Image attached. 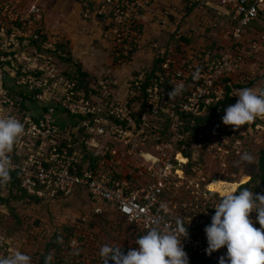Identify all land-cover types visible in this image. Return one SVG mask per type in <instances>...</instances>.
Here are the masks:
<instances>
[{
  "label": "built area",
  "instance_id": "2783aa9c",
  "mask_svg": "<svg viewBox=\"0 0 264 264\" xmlns=\"http://www.w3.org/2000/svg\"><path fill=\"white\" fill-rule=\"evenodd\" d=\"M41 1L26 4L20 0H0V117H14L25 127L9 154L11 178L18 174L28 198L46 205L71 197L79 188L86 189L95 205L93 216L105 215L103 206H108L126 218L138 237L153 227L156 219L175 228L177 219L182 218L188 226L183 244L190 264H194L192 259L196 256L219 263L227 248L209 256L205 230H194L212 222L214 207L220 200L211 199V193L223 197L210 189L220 180L199 159L203 151L198 148L204 146L210 151L208 144H224L227 134L234 137L233 143L241 155L249 133L242 127L237 131L234 126L224 125L220 107L208 125L209 134L206 128L199 131L198 136L206 140L185 144L191 131H184L186 124L181 115L199 119L224 100L238 101V90L250 88L253 73L248 70L259 69L263 62L264 0H181L188 9L217 13L208 27L217 32L221 42L215 51L204 47L187 54L182 46L154 44L155 64L161 62L160 69L156 71L154 65L149 76L154 70L155 73L148 84L145 69L139 77L130 79L125 100L116 94L114 81L109 78L88 92L62 71L58 48L65 38L49 30ZM79 1L83 20L106 25L103 37L113 44L115 63L119 67L134 65L147 42L142 18L150 10L151 1ZM171 13L168 10L165 16ZM220 17L229 18L228 29L219 27ZM258 25L263 31L257 29ZM197 70L199 79L194 78ZM181 83L185 85L184 92L170 98L173 87ZM132 100L136 102L133 108L129 105ZM144 104L142 119L147 126L155 124L163 130L162 112L174 120L170 139L158 143L159 137L156 138L151 153L145 151L149 140L146 129L140 128L136 118ZM63 117L68 120L65 126L61 123ZM249 125L253 130V122ZM255 126L256 131H264V123L257 122ZM74 127L81 131L80 138L74 136ZM133 157L143 161L136 172L146 175L145 184L135 183L137 176L124 172L128 165L131 171ZM4 209L5 205L0 203V213ZM251 215L255 219L257 213ZM81 220L73 226V232H45L36 243L35 255L44 254L41 244L51 245L52 236L57 235V246L67 258L62 259L51 248L53 264H104L100 252L74 254L84 239L96 238L87 229L90 218ZM255 226L259 228L258 223ZM9 241L1 240V250L16 252ZM120 247L123 251L125 246Z\"/></svg>",
  "mask_w": 264,
  "mask_h": 264
},
{
  "label": "rangeland",
  "instance_id": "374dc122",
  "mask_svg": "<svg viewBox=\"0 0 264 264\" xmlns=\"http://www.w3.org/2000/svg\"><path fill=\"white\" fill-rule=\"evenodd\" d=\"M19 1V0H15ZM23 3L32 2L33 0H20ZM152 6V5H151ZM217 6V5H216ZM218 10H221L222 12H226L225 9L220 8L219 5L217 6ZM151 8V7H150ZM184 11L190 14L192 12L191 9H186L184 4ZM194 11V10H193ZM212 10H207L206 12H202L203 17H205V20H208L204 22L205 31L202 32L199 31L200 28H202L201 23L203 21H198V24H196L198 27L194 28L195 21L197 20H186L187 15L183 17V20L180 23V29L186 27L187 24L191 23V26L193 29L198 33L199 37L196 36L197 40L192 43V39H190L189 33H181L180 31L177 33V38H171L168 39L167 36H165L162 40L160 37H152V39H149V43L147 45V48L144 50H148L149 52L153 54V57H151L149 60L146 59V67L143 69L147 70V76H149V73L154 68L155 65V51L156 50L153 46L154 44L157 45H163L164 47L167 46H177L178 40H182L183 43L186 45H199L207 43H214V41L211 39V37H215L217 39V32L214 30H210L208 27L209 22L215 21L216 17L218 15L213 16L210 12ZM181 13L184 12H179ZM218 24L220 28H227L230 27L229 18H219ZM93 24V23H92ZM99 26H102V43L107 46V53L111 57L112 60H114L113 55V47L112 43L109 42L107 39L103 37V32L106 30V25L100 23ZM192 29V30H193ZM194 35V31H192ZM178 37H181L178 39ZM195 38V37H194ZM253 38V37H252ZM101 39V40H102ZM159 39L161 40L159 42ZM219 40V37H218ZM96 41V40H95ZM151 41V43H150ZM177 41V42H175ZM189 41V42H187ZM69 42L64 39V44L59 46L58 51L63 55V60L61 61V69L63 72H66L67 74H71L72 77L75 78V71L78 65L74 63V59L70 56V46H68ZM169 44V45H168ZM109 46V48H108ZM61 47H65V52H61ZM199 48V47H198ZM142 49V51H143ZM152 50V51H151ZM183 52L189 53L186 50H183ZM67 53V54H66ZM58 57H60V55ZM185 54V53H184ZM60 59V58H59ZM67 60H71L72 62H68ZM263 60L262 63L259 65L258 68H250L248 71L253 73V89H264V54L261 59ZM138 62V60H136ZM159 62V61H158ZM157 63V62H156ZM116 66H119V64H116ZM156 67V66H155ZM142 69V68H141ZM137 69H132V78L139 77L140 71H135ZM248 71L246 74H248ZM68 74V75H69ZM70 76V75H69ZM109 75H105L104 79H107ZM110 79V78H109ZM80 83V81H78ZM89 89L91 90L92 87L99 86V78L95 77L92 80H89ZM93 82V83H91ZM251 82V83H252ZM81 85V84H80ZM129 85V84H128ZM82 86V85H81ZM88 88V86L86 87ZM129 88V86H128ZM92 91V90H91ZM119 97H121L122 93H118ZM125 100V98H122ZM127 101V100H126ZM125 102V101H124ZM264 118V117H263ZM264 122V119L262 120ZM153 122V121H152ZM241 129V128H239ZM237 129V131L239 130ZM250 135V134H249ZM149 140L146 143L145 151L146 152H153V146L154 142L153 139L148 137ZM233 136L227 135L225 136L226 142L224 144H208L206 150L203 146V148H198V151L201 152V156L197 157L200 160L205 162V166L207 167V170L212 174L213 177H217L220 181H225L229 183H233V190H235V186L237 187L239 185V188L241 184L247 182L248 180H251L253 178H257L260 173L262 172L260 169V158H261V152L264 150V131H256L255 129L251 130V138L248 139V144H243L244 146V152L252 154L255 159L254 162L251 164L247 162L241 161V154L239 153V149L236 148V144L233 143ZM140 144V142H139ZM221 150V151H219ZM149 160H152L151 156H147ZM143 161L138 157L131 158V164H132V172L137 171V168L142 164ZM255 185H260V190L262 194H264V182H262L261 179L257 178ZM0 189L3 192V197L9 198V194L7 191V188L5 187V184L0 183ZM223 194V193H222ZM224 195V194H223ZM220 198V196H219ZM106 205V204H105ZM95 208V205L93 201L90 198L89 192L86 189L79 188L75 191V193L66 199H60L58 201H54L51 204L42 205L35 202H32L30 200H27L26 198L22 197L19 199H15L14 197L9 200V206L5 205L4 212L0 215V238H5L10 240V244L15 251H20L25 254H29V256H35L34 249L37 248L36 243L37 241L44 236V233L46 234L54 233L56 229H63L65 226H71L73 227L76 223L80 222L83 218H90V221L88 225H91L94 227V230L92 231V228H90L91 232H94L95 239L97 241L96 249L90 250L88 248V254H96L100 252V249L105 244H111L112 246H123L126 243H129L130 246H135V241L137 239V234L135 233V228L133 226H129L126 222V218L121 215L116 210H111L108 206H103L104 211L106 212L105 215L101 216H93V209ZM4 216V217H3ZM57 242V241H56ZM16 244V245H14ZM137 246V245H136ZM135 246V247H136ZM42 250H45V245L41 244ZM55 254L59 253L61 254L65 253V251L60 247L54 248ZM58 251V252H57ZM43 252V251H42ZM14 252L10 253L5 251V249H2L0 251V256L7 257L8 254L12 255ZM58 255V254H57ZM32 258V264H37L34 257Z\"/></svg>",
  "mask_w": 264,
  "mask_h": 264
},
{
  "label": "clouds",
  "instance_id": "9594fccd",
  "mask_svg": "<svg viewBox=\"0 0 264 264\" xmlns=\"http://www.w3.org/2000/svg\"><path fill=\"white\" fill-rule=\"evenodd\" d=\"M200 70L194 74L199 79ZM185 90L183 83L174 86L170 98L181 95ZM238 101L225 110L222 117L224 125L235 129L264 117V89L244 88L238 90ZM25 131L24 124L14 117H0V183L10 179L12 162L9 154ZM255 157L243 153L241 161L251 164ZM212 222L205 228L210 256L224 247L226 256H221L219 264H264V194L249 188L225 191L220 202L214 207ZM252 213H257L255 219ZM258 223L259 228L255 226ZM188 237V229L182 218L177 219L176 227L169 228L163 219H156L154 226L139 236L138 247L125 254L120 246L105 244L100 249L104 264H190L183 239ZM74 254L78 255L77 250ZM53 256L46 257L45 264H52ZM0 264H32V258L20 251L7 257H0Z\"/></svg>",
  "mask_w": 264,
  "mask_h": 264
},
{
  "label": "crops",
  "instance_id": "0c3cea01",
  "mask_svg": "<svg viewBox=\"0 0 264 264\" xmlns=\"http://www.w3.org/2000/svg\"><path fill=\"white\" fill-rule=\"evenodd\" d=\"M150 1L152 6L148 12L143 14L142 18V26L147 34L145 49L147 48L149 39H152V37H160L162 40L165 36H167L168 39L174 38L175 36L176 39L179 31L184 34L186 32L189 33L192 43L197 40L195 35H197V37H199V35L193 29L191 23L180 29V23L183 20V17L187 15L184 11V4L181 0ZM41 3L45 11L46 23L49 30L59 33L69 42L70 52L72 54L71 57L74 59V63L80 66L82 73L87 75L86 80L89 82V80L97 77L99 78V82H101L105 75L108 74V78L114 81L113 89L116 91V94L119 95L118 93L121 92V97L127 98L130 91L128 84L130 79H132L133 71L131 72V70L134 68L137 69L135 71H142V69L146 67V59L149 60L153 57V54L146 53L149 51L143 49V51L139 52L136 59L138 62L136 61L134 65H126L124 67L116 66L114 60H112L107 53V46L102 43V26L83 20L82 6L79 0H42ZM168 10L172 13L169 17H166V11ZM179 12L184 13H181L180 15ZM202 12L206 11L192 9V12L190 14L188 13V18H186V20H197L195 21L194 28L198 27L196 25L198 24V21H203L201 23L202 28L199 29V31L203 30L200 35L205 31L203 24L206 21ZM210 14L213 16L217 15L215 11ZM192 31H194V35ZM160 39L159 42L161 41ZM206 45H186L182 40H178V46H182L181 48L186 51L188 50V52L198 47L204 48ZM67 122V118H61L63 126H65ZM71 127L73 126H70V128ZM73 130L75 133L74 136L80 138L81 131L76 127H74ZM124 172H131L132 175H135V177L137 176V179L133 180L135 183L139 182L140 184H145L148 181L146 175L141 176L139 175L141 173H137L136 171L132 172V169L130 171L129 165L127 169L124 168ZM132 177L130 176V179H132Z\"/></svg>",
  "mask_w": 264,
  "mask_h": 264
},
{
  "label": "trees",
  "instance_id": "16d2710c",
  "mask_svg": "<svg viewBox=\"0 0 264 264\" xmlns=\"http://www.w3.org/2000/svg\"><path fill=\"white\" fill-rule=\"evenodd\" d=\"M258 30L260 31H263V28L261 26H257ZM214 37H211V39L214 41V43H207L206 47L207 49L211 50V51H215L216 49V46L218 43L221 42V40H218V35H217V39L215 37V34L213 35ZM189 42V41H187ZM166 44V43H164ZM163 44V45H164ZM169 45V44H168ZM69 46V44H68ZM177 47H179L177 45ZM61 52H65V47H61ZM70 53V56H72L71 52L69 51ZM67 54V53H66ZM61 60H63V55L59 57ZM68 62H72L71 60H67ZM160 63L161 62H158L157 64H155V70H159L160 69ZM155 70L152 72L151 76H148V82L147 84L149 83V81L151 80L152 76L154 75L155 73ZM75 78L71 76V74H69L72 78H74V80H77V81H80V84L82 86H84L85 88L88 86V88H86V90L88 92H90L91 90H88L89 89V82L86 80L87 78V75L86 74H83L81 69H80V66H78L76 68V71H75ZM69 76V77H70ZM253 83H250L249 87L250 86H253ZM147 86V85H146ZM248 88V87H247ZM145 89V88H144ZM237 102V100H234V99H227V100H224L222 101L220 104H217L213 107L210 108V113L207 114L206 116L204 117H200L199 119L198 118H194L192 116H189V115H181V119L185 122L186 126H185V130L186 132L188 131H191V136L190 138L187 139V141L185 142V144H192V143H199L201 141H205L206 139H202L200 138L198 135H199V131L202 129V128H206V134H209L207 132V129H208V125L212 122V120L217 116V111L219 110V108L221 107V116H224L225 115V110L228 106L230 105H234L235 103ZM135 101L132 100L130 101L129 105L131 108L134 107L135 105ZM145 108H146V104H144V106L142 107V109L136 114V118L138 119V122L140 124V128L143 129L145 128L146 129V133H147V136L150 137L151 139H153V142L155 143V139L159 137V142H163V141H168L172 135L171 133V125L173 123V119L169 118V116H167L164 112L161 113L160 117L163 119L162 123H161V127L163 128V130H160L158 128H156V125L155 124H152V125H149L147 126L146 123L143 121L142 117H143V112L145 111ZM196 121V124H193V121ZM258 121H253V128L255 129L256 128V124L257 122L258 123H264L261 119V117L257 118ZM229 127H232L229 125ZM242 128L244 130H246L250 135L248 137L245 138V142L246 144H248V139L251 138V128H250V125L247 124V125H244L242 126ZM240 137L241 134L239 135ZM260 169H261V173L260 175L257 177L259 179L262 180V182H264V150L261 152V158H260ZM257 178H253L251 180H248L247 182L241 184L240 188H249L253 191H255L256 193L258 194H262L261 190H260V185H255L254 183H256V180ZM5 187L7 188V191H8V194H9V198H5L3 197V192L1 191L0 189V203L4 204V205H7L9 206V200L11 198H15V199H19V198H26L27 200H30L32 202H35V203H38V204H42V205H46L44 203H42L41 201H38V200H31L28 198V196L23 192V190L21 189V178L19 177L18 174H13L12 175V178L9 182H7L5 184ZM239 188V185L236 187L235 186V189ZM211 199L213 200H221L219 198V195L218 194H212L211 193ZM2 214V213H1ZM1 217V215H0ZM4 217V216H3ZM102 217V216H101ZM82 220H80L81 222ZM90 224V223H89ZM185 224V223H184ZM209 222L207 225L203 226V227H199L197 229H194L196 231H203L205 230V228L207 226H209ZM185 226H187L185 224ZM260 227V225L258 226ZM90 228H92V231L94 230V227L91 225H87V229L89 231ZM188 228V226H187ZM60 229V228H59ZM65 231H68V232H73L74 231V227H71V226H65L63 228ZM4 239L5 241H8V239H5V238H0V251H1V240ZM52 243L51 245H46L45 246V253L44 254H40V255H35V256H31V257H34L36 262H37V259H38V263L37 264H45V261H46V257L51 254V248H57V235H53L52 236ZM96 245H97V241L96 239L94 241H89L88 239H84L83 242H82V246L81 248L78 250L79 251V254L78 255H91V254H88V248L91 250H95L96 248ZM124 252L127 253V251L131 250L134 248V246H130L129 243H126L124 244ZM136 246V244H135ZM97 250V249H96ZM58 252V251H57ZM61 251H59V253H57L58 255L60 254L61 258L62 259H66L67 256H62ZM29 255V254H28ZM193 262L194 264H219V263H216L214 261H212L211 259L209 258H206V257H194L193 259ZM53 264V263H52Z\"/></svg>",
  "mask_w": 264,
  "mask_h": 264
},
{
  "label": "bare ground",
  "instance_id": "6f19581e",
  "mask_svg": "<svg viewBox=\"0 0 264 264\" xmlns=\"http://www.w3.org/2000/svg\"><path fill=\"white\" fill-rule=\"evenodd\" d=\"M149 159V158H148ZM153 159V158H152ZM226 181V180H225ZM225 181H219L216 183H213L210 186V189L213 192L220 193L222 196L225 194V191L233 190V183L225 182ZM223 193V194H222Z\"/></svg>",
  "mask_w": 264,
  "mask_h": 264
}]
</instances>
